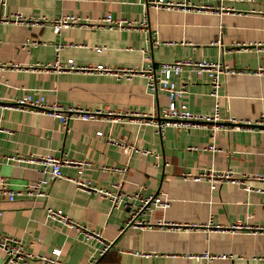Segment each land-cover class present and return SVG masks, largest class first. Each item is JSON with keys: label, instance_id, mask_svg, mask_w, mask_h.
Listing matches in <instances>:
<instances>
[{"label": "crops", "instance_id": "obj_1", "mask_svg": "<svg viewBox=\"0 0 264 264\" xmlns=\"http://www.w3.org/2000/svg\"><path fill=\"white\" fill-rule=\"evenodd\" d=\"M226 5L234 8L222 13L158 10L147 6L146 0H0V16L18 12L50 18L78 15L95 21L110 13L138 22L131 30L69 28L56 34L51 27L1 21L0 63L14 62L24 68L46 64L54 60L60 45L61 59H73L78 65L134 67L192 58L221 61L238 70H263L223 77L219 89L224 119L256 120L264 114V0L227 1ZM142 21L145 26L140 25ZM29 39L42 43L26 46ZM178 80L187 86L184 101L190 110L214 112L216 98L207 75L186 70ZM29 93L49 102L89 110L105 108L123 115L116 123L72 119L65 124L47 114L5 106ZM168 104V94L148 91L141 76L119 80L97 73L0 71V179L6 180L10 190L23 188L40 173L33 166L17 167L7 158L51 153L90 163L81 174L77 167L64 163L62 172L67 177L79 176L100 187L122 182L127 192L168 196L169 208H155L140 216L151 224L204 226L213 222L228 227L244 221L264 226V180H249L254 190L247 191L233 184L212 189L207 181L183 178L186 172L197 174L210 167L264 174V132L214 131L213 124H200L190 130L168 127L159 134L153 125L143 123L148 119L145 116L159 118ZM113 140L135 149L126 150ZM212 144L219 150L206 149ZM126 164V173L115 170ZM44 190L47 197L16 196L10 200L0 185V238L13 237L28 252L40 255L61 248L66 264H264V234H231L205 227L138 228L129 224L132 208L114 209L110 199L80 190L69 179L51 180ZM48 207L62 209L89 229L101 231L111 243L110 249L100 255L103 242H87L81 231L49 220ZM204 252L229 258L208 263L190 257ZM93 257L98 260L92 262ZM0 264L24 263L9 261L0 247ZM28 264L45 263L34 259Z\"/></svg>", "mask_w": 264, "mask_h": 264}, {"label": "built area", "instance_id": "obj_2", "mask_svg": "<svg viewBox=\"0 0 264 264\" xmlns=\"http://www.w3.org/2000/svg\"><path fill=\"white\" fill-rule=\"evenodd\" d=\"M227 1L244 0H207L203 3H193L191 0H146V4L147 6L158 10L193 9L210 12L220 11L223 13L229 12L234 8L232 6L226 5ZM1 3H3V0H1ZM1 21L33 27H51L53 28L54 32H56V34H60L63 30L69 28L131 30L137 28L138 26V22L136 21L124 18H116L110 13L103 18L91 21L84 20L78 15H65L61 17L50 18L25 16L24 14L18 12L15 14L0 16V22ZM145 24L146 21H142L140 23L141 26H145ZM40 43L42 42L38 39H29L26 42V46L38 45ZM153 44L156 46L158 45V42L155 41ZM60 50L61 46L59 45L56 47V56L54 60L46 64H38L24 68L18 63L4 62L0 63V71L24 69L43 72L51 71L57 73H97L109 74L119 80H132L135 77L141 76L146 80V87L148 91L152 93L163 91L168 94L169 104L166 108L161 109L159 118L157 115L147 117L145 116L146 114H136L148 118L147 120L143 121V123L147 125H153L159 134H162L168 127H175L179 130H190L194 126L200 124H213L211 128L214 131L225 130L231 132L249 129L253 131L258 130L264 132V114L258 117L256 120H237L236 118L230 116L224 119L221 113V95L219 94V89L222 84V78L236 73H252L254 72L253 70H238L221 61L214 62L206 59L195 60L192 58L162 62L158 65L149 62L146 66L134 67L112 68L104 64L78 65L73 59H68L64 62L60 57ZM96 50L101 52L102 48H96ZM186 70L193 71L199 76H208L209 81L213 86L212 95L216 98L214 112L206 114L193 112L190 110L189 106L184 101V97L188 93L187 86L178 80L181 74ZM261 71L263 70L256 71L254 73H262ZM5 106L21 111H35L42 114H47L53 118L60 119L65 124H68V122L72 119H79L83 121L98 120L116 123L120 121L121 115H123L117 114L111 110H106L105 108L89 110L77 106L64 105L60 102H49L44 96L35 97L32 93H29L23 98H19ZM98 134L103 135V132L99 131ZM112 142L124 146V148L129 151H134L135 149L134 146L131 147L125 143H120L114 140ZM192 149L197 148L192 147ZM206 149L210 150L211 152L219 150L214 144L208 146ZM142 152L144 154L151 153L149 150H142ZM7 159L17 167L33 166V168L40 173V177L38 179L29 182L26 184V186L16 191L10 190L7 187L8 183L6 180L1 178L0 185L3 187V193L8 194L10 200H13L16 196L47 197L48 193L44 190V186L48 185L51 180L69 179L70 181L74 182L80 190L110 199L112 208L114 209L121 208L123 206L132 208L133 212L129 220V224L138 228H153L154 226H159L161 228H163V226H170L171 229H180L183 227L186 229L205 227L215 231L229 232L231 234H236L238 232L264 234V226H252L244 221H238L228 227H224L213 222H209L204 226H199L198 224H175L172 222L162 221H159L158 224H151L144 219H140V216L152 212L155 208L162 210L169 208L171 205V200L168 196L157 192H153L149 195H144L142 191L127 192L123 190L122 182H113L109 187H100L94 184L92 181H83L79 176L74 178L67 177L62 172V166L64 163L72 164L73 166L77 167L80 174L90 166V163L63 159L51 153L31 156H9ZM115 170L126 173L128 166L126 164L123 168H116ZM47 174H49L48 178L46 176ZM183 178L184 180H191L195 182L207 181L212 189H215L218 185L222 184H233L243 186L247 191H253L254 189L249 185V180H264V174L247 172L237 174V172L231 169L224 170L210 167L197 174L186 172L183 175ZM47 217L49 220L59 223L65 227L75 228L78 231H81L84 239L87 242H103L100 255L105 254L111 247V243L104 240L101 231L89 229L87 226L71 218L62 209L48 207ZM0 247L7 252L9 261L14 263L22 262L24 264H28L30 261L38 259L43 261L45 264H66L61 259V248L54 249L51 255L34 254L25 250L21 243L13 237L0 238ZM136 254H140L141 256L148 255L138 252H136ZM190 257L198 261H206L208 263L216 259L229 258V256L225 254H213L210 252H204ZM97 260L98 258L96 257L92 258V262Z\"/></svg>", "mask_w": 264, "mask_h": 264}]
</instances>
